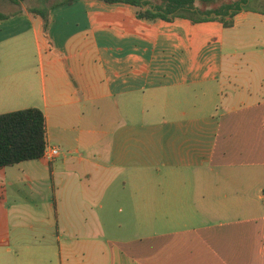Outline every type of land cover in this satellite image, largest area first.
I'll return each instance as SVG.
<instances>
[{"label":"crops","instance_id":"1","mask_svg":"<svg viewBox=\"0 0 264 264\" xmlns=\"http://www.w3.org/2000/svg\"><path fill=\"white\" fill-rule=\"evenodd\" d=\"M23 2L0 13V114L43 110L61 156L0 168V264H264V12L225 27L56 1L46 32ZM34 162L59 251L4 194Z\"/></svg>","mask_w":264,"mask_h":264},{"label":"trees","instance_id":"2","mask_svg":"<svg viewBox=\"0 0 264 264\" xmlns=\"http://www.w3.org/2000/svg\"><path fill=\"white\" fill-rule=\"evenodd\" d=\"M19 4L25 0H6ZM63 0L58 3H73ZM106 3H126L135 6L137 17L148 21H174L187 18L193 22L220 20L225 27L234 25V16L248 7L249 0L219 4L220 0H101ZM203 5L206 7L203 8ZM44 18L48 32V10L32 9ZM3 17V16H2ZM48 145L47 120L40 108H27L0 114V168L14 166L45 157Z\"/></svg>","mask_w":264,"mask_h":264},{"label":"rangeland","instance_id":"3","mask_svg":"<svg viewBox=\"0 0 264 264\" xmlns=\"http://www.w3.org/2000/svg\"><path fill=\"white\" fill-rule=\"evenodd\" d=\"M56 1L63 0H25L23 3L27 4L29 7L35 6L46 11L49 9L50 5ZM233 1L236 0H220L219 4L231 3ZM205 7L206 6L203 5V8ZM248 7L264 12V0H249ZM15 8L16 5L11 4L9 1L0 0V13H13ZM47 162L46 165L39 162L28 165L29 171L32 173L35 172V180L23 183L19 191L17 187L11 185L8 187V193L4 194L5 196L7 194L10 204L19 200H24L28 209L30 207L35 209L36 214L34 212L33 214L27 212L26 221H37V228L42 230V238H44V241L47 240L48 245L52 247L54 252L60 250L61 242L55 234L51 236L52 233L57 234L58 211L55 206V191L50 177L49 163Z\"/></svg>","mask_w":264,"mask_h":264},{"label":"built area","instance_id":"4","mask_svg":"<svg viewBox=\"0 0 264 264\" xmlns=\"http://www.w3.org/2000/svg\"><path fill=\"white\" fill-rule=\"evenodd\" d=\"M61 156V149L58 146L47 145L45 158L49 161L57 160Z\"/></svg>","mask_w":264,"mask_h":264}]
</instances>
